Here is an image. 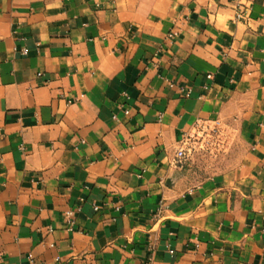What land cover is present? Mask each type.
Listing matches in <instances>:
<instances>
[{
    "label": "crops",
    "instance_id": "crops-1",
    "mask_svg": "<svg viewBox=\"0 0 264 264\" xmlns=\"http://www.w3.org/2000/svg\"><path fill=\"white\" fill-rule=\"evenodd\" d=\"M0 264H264V0H0Z\"/></svg>",
    "mask_w": 264,
    "mask_h": 264
},
{
    "label": "rangeland",
    "instance_id": "rangeland-1",
    "mask_svg": "<svg viewBox=\"0 0 264 264\" xmlns=\"http://www.w3.org/2000/svg\"><path fill=\"white\" fill-rule=\"evenodd\" d=\"M207 132L193 145L191 169L188 172V182L196 184L203 178L229 165L236 155L232 150L236 145V136L232 131L225 133L215 127H207ZM207 134V135H206ZM176 164V163H175Z\"/></svg>",
    "mask_w": 264,
    "mask_h": 264
},
{
    "label": "built area",
    "instance_id": "built-area-1",
    "mask_svg": "<svg viewBox=\"0 0 264 264\" xmlns=\"http://www.w3.org/2000/svg\"><path fill=\"white\" fill-rule=\"evenodd\" d=\"M208 126H206V124L200 123L197 125V129L195 132L192 133H184L179 141L178 146L176 147L175 151H174V157H173V161L175 163H181L183 161H185L190 154L193 151L194 148V144L196 143V141L201 138V140L203 141V135L207 132L206 128ZM207 135V134H206ZM71 212L68 211L66 212V217L69 218L71 216ZM70 221V220H68Z\"/></svg>",
    "mask_w": 264,
    "mask_h": 264
}]
</instances>
